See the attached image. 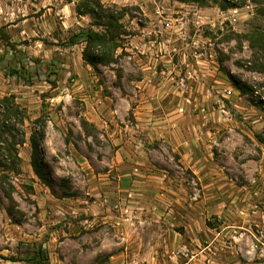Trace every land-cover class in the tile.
<instances>
[{
    "label": "rangeland",
    "instance_id": "rangeland-1",
    "mask_svg": "<svg viewBox=\"0 0 264 264\" xmlns=\"http://www.w3.org/2000/svg\"><path fill=\"white\" fill-rule=\"evenodd\" d=\"M77 3L0 0V100L9 99L0 116V255L18 260L0 264H33L28 253L39 247L49 264H103L125 250L134 264H179L208 248L251 251L264 264V146L255 138L264 137V102L250 98L255 89L264 98V51L245 37L260 18L252 7L101 0L123 14L125 33L114 62L94 69L82 61V44L66 43L81 29L100 31L76 14ZM157 55L177 78L194 76L187 91L172 81L160 95L144 90L160 84V61L143 67ZM145 100L148 114L136 120L133 109ZM32 135L43 180L30 167ZM11 142L18 162L2 149ZM126 143L131 159L120 164ZM118 166L131 171L127 193L113 188ZM233 192L259 217H239L235 232L211 245L205 229L221 230L224 219L198 207V224L186 230L191 206L211 196L230 202ZM117 217L130 221L117 230Z\"/></svg>",
    "mask_w": 264,
    "mask_h": 264
},
{
    "label": "trees",
    "instance_id": "trees-1",
    "mask_svg": "<svg viewBox=\"0 0 264 264\" xmlns=\"http://www.w3.org/2000/svg\"><path fill=\"white\" fill-rule=\"evenodd\" d=\"M72 2V0H65ZM80 3L75 5V11L78 16H89L92 20L91 25L99 28L100 31H95L91 28L81 29L78 34H72L67 40V44L75 46L82 44L83 50L81 53L82 61L88 66L96 69L98 65H107L114 62V53L120 48V38L125 32L122 30L120 19L123 14L118 13L112 8H108L101 3V0H77ZM161 1V0H154ZM181 4H195L198 7L204 8L215 6L221 11L237 10L246 7H252L253 14L260 18L263 25L257 27L256 30L249 33L245 37L248 40L251 48L264 51V0H172ZM13 74H16L13 72ZM238 88V87H237ZM9 99L0 100V116L1 108H8ZM13 106V103H12ZM17 108V107H16ZM17 110V109H16ZM17 114V111H14ZM1 118V117H0ZM3 130H10L9 126H3ZM256 140L264 146V137L257 135ZM31 147L30 167L38 179L43 180V171L41 157L39 155L38 142L36 137L32 135L29 138ZM16 143L11 142L8 148L4 149L5 154L11 161L18 162L19 158L15 150ZM0 155H1V120H0ZM1 158V156H0ZM29 261L33 264H49L48 256L42 251L41 247L37 250L28 253ZM1 260L17 262V259L12 257L7 258L0 255Z\"/></svg>",
    "mask_w": 264,
    "mask_h": 264
},
{
    "label": "crops",
    "instance_id": "crops-1",
    "mask_svg": "<svg viewBox=\"0 0 264 264\" xmlns=\"http://www.w3.org/2000/svg\"><path fill=\"white\" fill-rule=\"evenodd\" d=\"M135 42H133V40L130 42V45L132 46V48H139V45L137 47V44H134ZM137 43V42H136ZM141 49L142 50H146V48L149 49V44H143V42H141ZM136 45V47H135ZM157 55V58L155 59H151L147 65H143L144 68L150 69L151 66L155 65L158 61H160L159 64H161L163 69H160V73L157 75L158 78L155 80H153V82L156 84L158 82H160V84H156L155 87H152L151 85L146 84L144 86V90H147V92L149 90L154 91L156 94H162L164 91L163 88L160 87L161 84L165 85L167 82H175L177 79V75H178V70H176V66L174 64L169 63V61H164L163 57H159ZM159 66V65H158ZM171 73H173L174 75H172ZM145 78L143 80L140 81L141 84H143L145 82ZM158 86V87H157ZM157 88V91H155ZM167 91H170L171 88L169 86V88L166 86ZM146 93V92H144ZM155 94V95H156ZM142 96H145V94H143ZM127 104L128 107H130V102L127 100H124ZM146 100L142 103L139 104L135 107V109H133L134 111V115L136 117V120H139L141 117L140 115H146L148 114V112H144V108L148 109L150 106H148ZM99 112L102 111V109L98 108ZM132 109V108H131ZM107 115V114H105ZM130 144L126 143L123 146L119 145V148L117 150L118 155H117V160L120 162V164L124 163V160L128 159L130 160V156L129 154L125 153V149L128 150ZM124 156V157H123ZM114 167V166H113ZM117 174L114 171H109L107 173H103L100 174L99 176L102 177L101 182L103 181V179L105 177H107L110 173H112L113 175L116 174L118 181L115 184V187H113L114 189H116L119 192L122 193H127L130 188L132 187L130 185V170H128V168H122L120 166H118L116 168ZM102 184V183H101ZM107 186V185H105ZM209 190L211 191V194L214 193V189L213 187H210ZM223 195L224 194H228L229 195V191H227V189H221ZM232 194H230V198L231 201L227 202L226 200H222L221 202L218 199L213 198V196H211V198H209L210 201H207V203L205 204V207H200V205L195 204L194 206H191L192 209H194L195 211L189 214V220H188V224L186 226V230L188 228V226L193 224H198L196 221L198 220V217L196 216V211L197 208L199 207L200 210H203V208H205L204 210L206 211V213L208 215H221L224 219L223 224L221 226V230L219 231H215L214 228H210V227H206L205 229V235L207 237H210V241H211V245L214 244V241L222 238V236H227V234H231L234 230H236L239 226L238 223H240V218L243 219L244 217H248V216H258L259 217V213L256 211L253 212H249L251 205L247 202H245V205H241V203H239L236 199L237 198H232ZM161 206V205H158ZM160 208H163L160 207ZM247 213V216L246 214ZM250 213V215H249ZM244 216V217H243ZM240 217V218H239ZM264 218V217H263ZM130 221V220H129ZM127 219H123L121 217H117L115 218V221H113L115 224L114 226H116L117 230H120L122 227H125V225L127 226V223L129 222ZM151 220H139V224H144V225H152ZM226 221V222H225ZM239 221V222H238ZM257 221V220H256ZM259 227H261V225H259ZM245 230L248 231V229L252 230L249 227H244ZM235 232V231H234ZM194 237H196L195 233H193ZM129 255L135 256L136 254L133 252H129L127 250L125 251H121V252H116L115 254H111L109 255V262H105L103 264H134L133 262H128V261H124L123 258L128 257ZM137 256H140V253H137ZM153 256V255H152ZM259 255H257V258ZM240 258H242L244 260L243 263H241V260H239ZM254 259V255L251 251H236V250H224V249H215V248H208L205 250H196L194 252H192V254L189 256V260L188 261H184L183 263H179V264H263L261 261H255V260H251Z\"/></svg>",
    "mask_w": 264,
    "mask_h": 264
},
{
    "label": "built area",
    "instance_id": "built-area-1",
    "mask_svg": "<svg viewBox=\"0 0 264 264\" xmlns=\"http://www.w3.org/2000/svg\"><path fill=\"white\" fill-rule=\"evenodd\" d=\"M193 75H191L189 73V75H187L186 79L185 78H182V77H178L175 81V87H176V90L179 92V93H184L185 91L188 90V87L186 85V81H188L190 78L193 79ZM250 98L251 100L253 101L252 103L254 105L258 104V103H262L264 102V98L260 95V91L258 90H254L252 91L251 95H250Z\"/></svg>",
    "mask_w": 264,
    "mask_h": 264
}]
</instances>
